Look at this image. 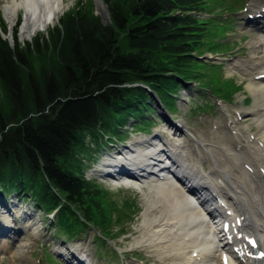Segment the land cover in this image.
Segmentation results:
<instances>
[{
    "label": "trees",
    "instance_id": "obj_1",
    "mask_svg": "<svg viewBox=\"0 0 264 264\" xmlns=\"http://www.w3.org/2000/svg\"><path fill=\"white\" fill-rule=\"evenodd\" d=\"M103 3L109 22L73 10L49 38L24 47L16 28L13 46L1 36L0 17V196L57 209L55 228L70 237L82 224L112 223L101 191L75 165L84 134L153 112L149 91L173 108L169 97L192 80L205 31L196 17L205 0Z\"/></svg>",
    "mask_w": 264,
    "mask_h": 264
},
{
    "label": "bare ground",
    "instance_id": "obj_2",
    "mask_svg": "<svg viewBox=\"0 0 264 264\" xmlns=\"http://www.w3.org/2000/svg\"><path fill=\"white\" fill-rule=\"evenodd\" d=\"M232 2L235 5V0ZM96 3L101 11V0ZM69 6L65 0H7L3 14L11 27L22 10L19 36L31 40L52 28ZM247 7L245 26L251 27L249 33L254 35L247 44L246 57L233 61L227 72H237L246 79L243 83L249 97L243 103L251 105L237 108L234 114L251 117L255 130L238 129V119L230 117L223 126L216 124L211 131L194 134L192 146L190 140L174 142L156 133L104 156L93 171L113 177L118 188L134 184L146 189L143 192L149 206L145 214L149 217L141 227L145 234L135 244L152 264H212L218 256L220 260L227 258L226 264H251L244 254L243 240L235 239L242 232L256 237L264 253V0H251ZM168 130L184 137L183 130L174 124H168ZM189 160L192 164L186 163ZM168 162L179 179L165 171ZM14 206H0V217L8 214L13 223ZM225 224L229 226L226 232L222 230ZM0 234H12L0 247V251H9L12 264H31L27 255L30 246L22 243L17 229L0 226ZM60 253L67 261L75 258L73 252ZM85 257L71 262L86 264ZM259 264H264V255Z\"/></svg>",
    "mask_w": 264,
    "mask_h": 264
},
{
    "label": "rangeland",
    "instance_id": "obj_3",
    "mask_svg": "<svg viewBox=\"0 0 264 264\" xmlns=\"http://www.w3.org/2000/svg\"><path fill=\"white\" fill-rule=\"evenodd\" d=\"M6 1L0 0V10H2V20L11 33L17 22L21 26L23 12L18 11L10 27L3 14ZM232 1L234 0H205L202 13L196 15L205 31L201 35V44L194 51L191 82H180V88L176 94L169 97L171 103L175 105L173 108H169L164 102L158 103V97L152 95L150 96L152 102L146 104L155 108L156 115L141 114L143 119L139 115L136 121H134L135 118H131L122 123L121 129L112 126L109 129H101L99 135L98 132L84 134L83 145L76 153L75 165L79 168L80 175L86 177L91 186L101 191L100 198L105 200L112 211L111 225L96 227L82 224L83 231L72 238H67L52 227L54 224H49L50 216H55L54 221L57 219L54 212H52L53 215H46L40 210L36 211L30 202L19 199L16 194H10L5 199L0 198L1 202H8L9 206V200L16 204L13 209V223L8 214L3 213L0 217V226L17 229L22 243L30 246L27 255L31 264H74L71 261L78 263L77 259L81 260V256L86 258V255L88 258L86 264H152L146 259L147 254L136 248L135 244L145 234L141 227L145 219L149 217L145 214L149 206L143 192L146 189L144 187L136 189L134 184L126 188H116L110 186L107 179L96 178L98 173L93 172L106 154L104 147H109L107 142L110 146H114L107 149L110 155H114L117 149L122 148V145H128L138 138L150 139L156 133L174 142L190 140L189 144L192 146L194 134L205 132L204 130L211 131L216 124L223 126L231 120L230 117L238 119V129L251 127L255 130V126L251 124L253 121L251 117H236L234 114L237 108L246 109L251 105V103L246 105L243 103L244 99L249 97L246 84L243 83L246 79L237 72H232L231 75L227 72V68L233 61L246 57L247 44L254 35L249 33L252 28L245 26L247 6L251 0H237L240 6L233 5ZM65 2L71 3V6L63 11L65 14L69 10L68 13L71 14L74 7V10L85 8L93 11L102 22H109L101 17L96 0H65ZM101 3L105 6L102 1ZM20 26L18 42L22 47L26 43H34L36 39L49 38L53 31L52 27L46 33H37L31 40H22L19 36ZM6 37L10 38V36ZM47 54L49 60L54 58L50 51L46 53V56ZM34 60L37 65L41 64L40 58H34ZM234 85L238 88L237 90L235 87L230 89ZM3 98L0 92V102ZM149 120L151 123L146 124ZM168 124L179 125L184 132V137L179 136L180 132L169 131ZM197 151L201 154L204 152L202 148H198ZM183 153L186 154L187 150ZM186 163L192 164L190 160ZM14 197L17 199L15 200ZM1 211L3 209H0ZM29 217L32 219L27 220ZM104 233H107L108 237L104 236ZM8 237L12 238V234L3 237L0 235V247L4 241L9 240ZM60 250L69 255L73 252L76 259L71 256V261H67L66 257L58 255ZM0 264H12L9 251H0ZM212 264H221L219 256Z\"/></svg>",
    "mask_w": 264,
    "mask_h": 264
},
{
    "label": "water",
    "instance_id": "obj_4",
    "mask_svg": "<svg viewBox=\"0 0 264 264\" xmlns=\"http://www.w3.org/2000/svg\"><path fill=\"white\" fill-rule=\"evenodd\" d=\"M101 17L102 18H106V19H108V16H107V11H106V9L105 8H103V10H102V12H101Z\"/></svg>",
    "mask_w": 264,
    "mask_h": 264
}]
</instances>
